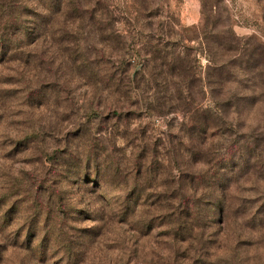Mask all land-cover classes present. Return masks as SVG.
<instances>
[{
    "label": "rangeland",
    "instance_id": "obj_1",
    "mask_svg": "<svg viewBox=\"0 0 264 264\" xmlns=\"http://www.w3.org/2000/svg\"><path fill=\"white\" fill-rule=\"evenodd\" d=\"M79 1L0 0V264H264V0Z\"/></svg>",
    "mask_w": 264,
    "mask_h": 264
},
{
    "label": "trees",
    "instance_id": "obj_2",
    "mask_svg": "<svg viewBox=\"0 0 264 264\" xmlns=\"http://www.w3.org/2000/svg\"><path fill=\"white\" fill-rule=\"evenodd\" d=\"M29 2L31 3H38V5L42 6L46 11H48L50 14H47V17H51L50 15L57 12V13H62L64 12L65 14H74L77 16H81L82 15V10L83 7L85 5H83V3H81V1H77V3L75 4V6H70L71 3L67 2V0H29ZM71 8H76L75 12H70L69 10ZM22 30V29H21ZM20 30V32H21ZM221 209V208H220ZM224 211H225V207H224ZM223 208L222 210H220V213H224ZM193 214L190 215V217H192Z\"/></svg>",
    "mask_w": 264,
    "mask_h": 264
}]
</instances>
